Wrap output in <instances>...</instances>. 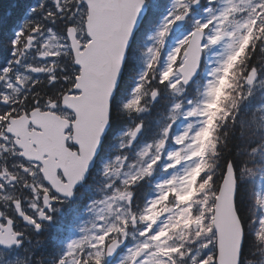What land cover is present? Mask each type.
<instances>
[{
    "label": "snow or ice",
    "instance_id": "snow-or-ice-1",
    "mask_svg": "<svg viewBox=\"0 0 264 264\" xmlns=\"http://www.w3.org/2000/svg\"><path fill=\"white\" fill-rule=\"evenodd\" d=\"M9 19L0 264H264V0Z\"/></svg>",
    "mask_w": 264,
    "mask_h": 264
},
{
    "label": "trees",
    "instance_id": "trees-1",
    "mask_svg": "<svg viewBox=\"0 0 264 264\" xmlns=\"http://www.w3.org/2000/svg\"><path fill=\"white\" fill-rule=\"evenodd\" d=\"M17 0H0V28L9 26L12 20L9 15L12 13ZM19 2H28V0H19Z\"/></svg>",
    "mask_w": 264,
    "mask_h": 264
}]
</instances>
